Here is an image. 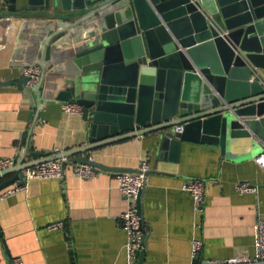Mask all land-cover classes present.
<instances>
[{
    "label": "water",
    "instance_id": "obj_1",
    "mask_svg": "<svg viewBox=\"0 0 264 264\" xmlns=\"http://www.w3.org/2000/svg\"><path fill=\"white\" fill-rule=\"evenodd\" d=\"M0 23L11 62L42 58L37 86L13 80L79 104L88 124V143L32 152L0 171L12 173L0 190L24 184L27 167L62 156L86 162L78 154L137 135L155 134L172 159L182 142L217 144L225 155L264 140V85L253 77L264 68V0H0Z\"/></svg>",
    "mask_w": 264,
    "mask_h": 264
},
{
    "label": "crops",
    "instance_id": "obj_2",
    "mask_svg": "<svg viewBox=\"0 0 264 264\" xmlns=\"http://www.w3.org/2000/svg\"><path fill=\"white\" fill-rule=\"evenodd\" d=\"M7 41V26L0 23V157L19 163L33 159L34 151L55 153L88 143L81 112H65L63 102L48 97V90L29 93L13 80L22 76V64L7 58ZM41 59L35 63L41 66ZM255 71L264 84V68ZM7 80L12 82L5 84ZM263 149L260 139L225 155L217 144L182 142L172 159L168 150L160 152L155 134L148 133L78 156L91 155L95 163L128 170H136L146 156L149 170L140 195L144 255L134 264H194V238L202 241L198 262L255 257L254 226L258 216L264 217V169L253 158ZM116 172L100 170L83 179L66 166L63 177L30 179L24 190L0 199V264L13 256L24 264H127L126 231L118 218L126 200ZM11 176H0V182ZM191 178L204 180L201 211L194 210L190 193L181 188ZM238 181H248L256 191L239 193ZM57 221L62 227H47Z\"/></svg>",
    "mask_w": 264,
    "mask_h": 264
},
{
    "label": "built area",
    "instance_id": "obj_3",
    "mask_svg": "<svg viewBox=\"0 0 264 264\" xmlns=\"http://www.w3.org/2000/svg\"><path fill=\"white\" fill-rule=\"evenodd\" d=\"M21 72L22 75L27 77L26 83L28 86L40 83L42 69L39 64L35 63L33 65L24 66L22 67ZM255 73L253 77H255ZM62 108L68 113L82 111V106L77 103L63 102ZM174 130L176 132H181L182 124L174 125ZM253 159L264 169V149L258 152ZM92 162L93 157L91 155H86V162L73 161L66 156H62L60 158L51 159L27 167L24 174V184H20L18 183V180H16L11 185L3 188L0 190V199L24 190L26 187L25 183L30 179L63 177L64 168L66 166H70L72 174L78 178H92L100 171L91 164ZM16 164L17 161L13 157H0V171ZM148 170V158L143 156L140 158L138 167L135 171L116 172L118 188L126 200V207L118 218L126 231L124 250L127 264H134L138 257L137 253L144 249L143 238L146 229L143 224L141 214L137 208V199L145 186ZM181 188L190 193L193 200L194 210L201 211L205 202L204 180L202 178L187 179L182 183ZM236 190L239 193L253 192L256 191V187L251 185L248 181H238L236 183ZM62 225V221H57L48 224L47 227L49 229H55L62 227ZM254 230L255 257L253 259H248L242 256H234L221 259H205L204 262L202 260H199L198 262L197 259L202 246V241L201 239L194 238L192 240L191 250V256L194 264H264V217L258 216ZM6 264H24V261L20 256H13Z\"/></svg>",
    "mask_w": 264,
    "mask_h": 264
}]
</instances>
